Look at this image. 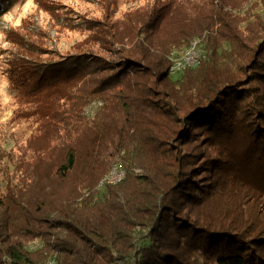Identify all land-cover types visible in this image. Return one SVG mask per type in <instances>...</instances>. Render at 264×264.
<instances>
[{"label": "trees", "instance_id": "16d2710c", "mask_svg": "<svg viewBox=\"0 0 264 264\" xmlns=\"http://www.w3.org/2000/svg\"><path fill=\"white\" fill-rule=\"evenodd\" d=\"M84 31L9 75L30 134L0 166V264H264V0H145Z\"/></svg>", "mask_w": 264, "mask_h": 264}, {"label": "rangeland", "instance_id": "374dc122", "mask_svg": "<svg viewBox=\"0 0 264 264\" xmlns=\"http://www.w3.org/2000/svg\"><path fill=\"white\" fill-rule=\"evenodd\" d=\"M143 3L145 0H12L0 16V166L10 163L14 140L30 134L28 121L10 120L18 105L9 83L15 67L22 60L46 61L50 54H65L86 37L84 27L89 19L104 22L107 16L115 20ZM190 48L174 53L172 65L187 57L186 51L199 60L202 52L198 44L193 52ZM96 106L94 102L90 108Z\"/></svg>", "mask_w": 264, "mask_h": 264}, {"label": "bare ground", "instance_id": "6f19581e", "mask_svg": "<svg viewBox=\"0 0 264 264\" xmlns=\"http://www.w3.org/2000/svg\"><path fill=\"white\" fill-rule=\"evenodd\" d=\"M195 44H197L196 41L191 43L190 47L192 48V50H191L192 52H193V48H194ZM185 54L187 55V57H183V59H181L180 61H175V63H173L172 68H171L172 73H176V71H182L183 69H185V68H187L189 66H193V65H195L198 62V59H193L192 58V56L190 54V51L189 52L186 51ZM117 170H121L120 166L113 165L111 167V169L109 170V172L98 183L97 188L101 190V189H103V188H105L107 186L115 185V184H118L119 182H121L124 179V177H125V173L123 171V175H116ZM46 264H55V263H54L53 260H49Z\"/></svg>", "mask_w": 264, "mask_h": 264}, {"label": "built area", "instance_id": "2783aa9c", "mask_svg": "<svg viewBox=\"0 0 264 264\" xmlns=\"http://www.w3.org/2000/svg\"><path fill=\"white\" fill-rule=\"evenodd\" d=\"M116 175H123V170H117Z\"/></svg>", "mask_w": 264, "mask_h": 264}]
</instances>
